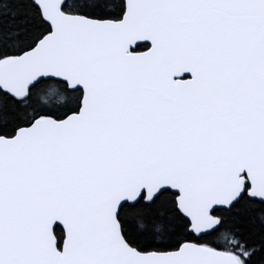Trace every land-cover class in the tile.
Masks as SVG:
<instances>
[{"label":"snow or ice","instance_id":"1","mask_svg":"<svg viewBox=\"0 0 264 264\" xmlns=\"http://www.w3.org/2000/svg\"><path fill=\"white\" fill-rule=\"evenodd\" d=\"M0 264H264V0H0Z\"/></svg>","mask_w":264,"mask_h":264}]
</instances>
